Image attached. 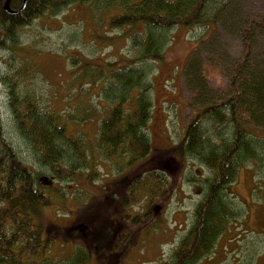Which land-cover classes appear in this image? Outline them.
<instances>
[{
	"label": "trees",
	"instance_id": "obj_1",
	"mask_svg": "<svg viewBox=\"0 0 264 264\" xmlns=\"http://www.w3.org/2000/svg\"><path fill=\"white\" fill-rule=\"evenodd\" d=\"M23 1H10L11 9L18 11L10 15L4 10L6 0H0V48L10 52L23 51L18 46L20 30L45 14L58 15L72 6L114 9L107 28L122 30L134 51L133 57L120 68L108 64L86 68L84 72L91 83L106 80L104 83L108 86L103 90L110 108L100 120L95 152L104 160L116 157L120 169L150 158L144 168L120 181L114 190L118 196L122 189L121 201L115 199L122 221L111 215L87 232L84 228L88 225L63 230L71 241L75 239L70 235L74 230H79L80 235L85 232V245L71 257L59 261L50 255L56 227L45 228L41 212L69 196V190L51 184L54 178L61 184L78 180L83 172L87 173V179L95 177L94 154L82 137L69 130L71 122L82 124L92 119L87 116L91 111L49 112L33 95L27 94L19 100L13 93V117L29 144L37 170L18 158L14 147L5 139L0 122V264H88L93 249L104 264H120L121 252L126 253L136 243V239L128 238V221L133 226L143 225L135 212L130 220L122 217L126 213L124 207L131 200L137 203L139 195L147 194L146 200H149L147 184L158 186L159 180L168 173L172 179L177 173L176 160L198 161L209 170L210 176L203 180V197L195 208L193 224L173 250L168 264H201L236 217H241L232 203L236 197L230 192L239 169L251 160L264 161V137L255 133L260 125L264 127V74L259 76L249 67L252 24L241 31L244 57L235 65L229 90L221 89L211 96L207 72L201 69L197 58L189 59L184 76L191 86L193 99L202 102L201 107L194 110L182 139L173 150L155 152L149 137L153 110L150 99L153 84L149 77L164 59L172 29L180 27L190 32L204 28L207 38L211 37L217 21L212 6L217 0H28L20 10ZM22 75L29 77L27 73ZM47 170L51 177L45 183L40 174ZM172 187L173 184L167 183L161 192L163 199L171 194ZM152 194L153 198L160 196L156 192ZM76 198L80 201L79 196ZM149 206L152 210L154 205L149 203ZM102 227L104 232H99Z\"/></svg>",
	"mask_w": 264,
	"mask_h": 264
},
{
	"label": "rangeland",
	"instance_id": "obj_2",
	"mask_svg": "<svg viewBox=\"0 0 264 264\" xmlns=\"http://www.w3.org/2000/svg\"><path fill=\"white\" fill-rule=\"evenodd\" d=\"M215 3L212 11H215L217 21L211 37L207 38L204 28L190 32L180 27L172 29L164 59L159 65L155 64V73L149 77L153 84L149 137L155 152L173 150L182 139L194 110L201 107L202 102L193 99L191 86L184 76L191 57L197 58L201 69L207 72V89L211 96L221 89L229 90L235 65L244 57L241 31L252 24L249 67L259 76L264 74V0H217ZM94 8L90 5L72 6L58 15L45 14L20 30L17 39L23 51L10 52L0 48V122L5 139L21 161L35 165L28 150L29 144L13 117V93L19 100L27 94L33 95L49 112L75 114L77 110L91 111L87 116L92 119L82 124L71 122L69 130L82 137L94 154V180L87 179L86 172L71 183L60 184L54 178L51 184L69 190V196L64 202H55L41 212L45 228L55 226V233H59L53 232L50 252L59 261L71 257L85 245V232L80 235L79 230H74L70 235L75 239L71 241L63 230L88 225L84 228L87 232L90 227L97 226L98 221L111 215L122 221L121 209L117 208L115 201H121L122 189H119L118 196L114 190L120 181L144 168L150 158L143 159L136 166L120 169L116 157L104 160L95 152L100 120L110 108L103 90L108 86L104 83L106 80L91 83L84 72L86 68L108 64L120 68L133 57L134 49L122 30L107 28L114 9ZM24 73L29 77L25 78ZM260 130H264L262 125L255 133L264 137ZM176 165L177 173L172 179L168 173L159 180L158 186L147 184L151 194L149 200H146L147 194L139 195L137 203L131 200L124 207L126 213L122 217L130 220L135 212L143 225L133 226L128 221V238L136 239V243L130 245L132 248L126 253L121 252L120 264H168L173 250L191 228L195 208L203 197V180L210 176V172L195 160H176ZM40 175L41 178L51 177L48 170ZM167 183L173 187L165 200L161 192ZM152 192L158 193L159 198L156 195L154 199ZM230 192L236 197L232 203L241 217H236L228 232L216 243L214 251L201 264H264V161L251 160L243 165ZM75 196H79L80 201ZM149 203L154 205L152 210ZM94 211L97 214H93ZM99 232H104V228ZM88 259V264H104L94 249Z\"/></svg>",
	"mask_w": 264,
	"mask_h": 264
},
{
	"label": "water",
	"instance_id": "obj_3",
	"mask_svg": "<svg viewBox=\"0 0 264 264\" xmlns=\"http://www.w3.org/2000/svg\"><path fill=\"white\" fill-rule=\"evenodd\" d=\"M10 1L11 0H6V2L4 3V10H5L6 13H8L10 15H15V14L18 13V11H13L11 9V7H10ZM27 3H28V0H24L23 1V5H22V7H21L20 10H23L26 7ZM43 180H44L45 183H48L47 178H44Z\"/></svg>",
	"mask_w": 264,
	"mask_h": 264
}]
</instances>
